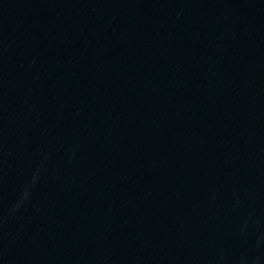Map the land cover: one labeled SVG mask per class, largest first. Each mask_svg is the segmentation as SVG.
I'll return each instance as SVG.
<instances>
[{
  "label": "water",
  "instance_id": "1",
  "mask_svg": "<svg viewBox=\"0 0 264 264\" xmlns=\"http://www.w3.org/2000/svg\"><path fill=\"white\" fill-rule=\"evenodd\" d=\"M135 264H264V0H166Z\"/></svg>",
  "mask_w": 264,
  "mask_h": 264
}]
</instances>
